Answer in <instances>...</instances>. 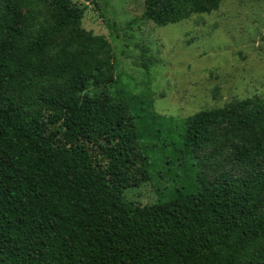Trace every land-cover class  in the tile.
Segmentation results:
<instances>
[{
  "label": "trees",
  "instance_id": "trees-1",
  "mask_svg": "<svg viewBox=\"0 0 264 264\" xmlns=\"http://www.w3.org/2000/svg\"><path fill=\"white\" fill-rule=\"evenodd\" d=\"M221 2L146 0L143 18ZM84 16L0 0V264H264V99L166 120L116 88ZM158 159L181 168L167 197L129 200Z\"/></svg>",
  "mask_w": 264,
  "mask_h": 264
},
{
  "label": "rangeland",
  "instance_id": "rangeland-1",
  "mask_svg": "<svg viewBox=\"0 0 264 264\" xmlns=\"http://www.w3.org/2000/svg\"><path fill=\"white\" fill-rule=\"evenodd\" d=\"M72 1L85 10L82 28L110 45L116 88L144 99L160 117L182 122L235 101L264 99V0H222L216 11L166 27L143 18L146 0ZM180 171L158 159L150 182L126 196L154 204L167 197Z\"/></svg>",
  "mask_w": 264,
  "mask_h": 264
}]
</instances>
